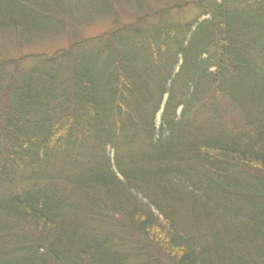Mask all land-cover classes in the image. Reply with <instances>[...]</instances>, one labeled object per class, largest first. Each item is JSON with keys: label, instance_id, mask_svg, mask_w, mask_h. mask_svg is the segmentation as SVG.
Here are the masks:
<instances>
[{"label": "trees", "instance_id": "trees-1", "mask_svg": "<svg viewBox=\"0 0 264 264\" xmlns=\"http://www.w3.org/2000/svg\"><path fill=\"white\" fill-rule=\"evenodd\" d=\"M5 35L69 46L0 51V264H264V0H0Z\"/></svg>", "mask_w": 264, "mask_h": 264}, {"label": "rangeland", "instance_id": "rangeland-1", "mask_svg": "<svg viewBox=\"0 0 264 264\" xmlns=\"http://www.w3.org/2000/svg\"><path fill=\"white\" fill-rule=\"evenodd\" d=\"M96 9V8H95ZM95 11V10H94ZM191 14H194L196 10H191ZM104 14H108L107 10L102 11ZM102 17H96L93 14V22L87 23L81 28L82 37L84 38H94L103 33L114 30L111 21L107 19H101ZM101 19V20H100ZM124 22V21H123ZM12 37V36H11ZM14 39V40H13ZM10 38L9 35H5L1 38L3 44L2 56L8 58H21L27 55H40V54H53L57 49L68 48L69 38L67 35L60 37L50 38L46 42H38L32 46H23L15 40L13 37ZM160 117V116H159Z\"/></svg>", "mask_w": 264, "mask_h": 264}]
</instances>
